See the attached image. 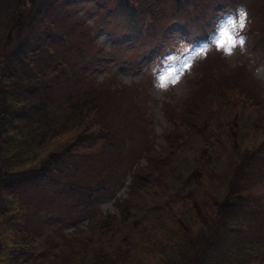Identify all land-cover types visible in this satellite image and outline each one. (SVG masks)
<instances>
[{"label": "trees", "instance_id": "trees-1", "mask_svg": "<svg viewBox=\"0 0 264 264\" xmlns=\"http://www.w3.org/2000/svg\"><path fill=\"white\" fill-rule=\"evenodd\" d=\"M93 1L100 9L104 3L113 11L122 9L140 46L171 41L161 21L166 11L163 6L157 8L161 0H147L143 7L134 0H0V27L7 28L0 45V75L6 62L14 64V57L33 45L28 51L31 58L25 56L26 71L15 65L22 76L11 68L9 79L0 80V189L15 185L30 194L28 183L37 185L41 178L42 186L51 180L64 188L65 197L74 190L71 193L91 210L99 199L114 197L118 214L96 208L93 213L87 211L83 221H75L73 230L64 232L58 227L63 214L51 217L50 206L42 205L46 195L31 193L27 204L15 207L10 215L0 208V264H61L64 258L69 260L65 264H264V197L255 191L264 183V143L242 144L251 129L264 126V97L252 86L229 83L232 76L224 71L225 60L222 64L211 60L215 52L207 41L217 12L242 4L249 16L258 5L247 0H165L169 16L181 21L179 28L187 40L198 34L204 39L209 62L199 78L196 72L203 63L194 67L192 76L203 85L191 91L183 105L164 103L171 120L164 142L155 147L145 141L148 161L129 168L132 163L124 156L131 151V140L127 142L126 126L112 120L122 89L87 72L88 64L110 51L89 38V58L80 55L77 69L71 63L59 71V65L62 70L66 66L74 37L82 45L77 50L85 52L86 32L76 8L58 14L59 19L51 18L49 28L44 26L54 17L55 3L68 7ZM251 16L258 22L246 31L259 33L264 45V0ZM172 43L176 46L180 41ZM211 79L215 92L223 97L218 107ZM23 80L27 100H12L9 88H17ZM235 90L240 100L246 97L248 102H239ZM60 103L61 114L49 117L47 106ZM54 109L51 112L61 110ZM227 110L238 114L240 121H235V113L229 119ZM8 121H12L10 127ZM19 137L23 139L16 143ZM64 138L62 146L52 148L54 141ZM5 143L9 151L3 149ZM93 144L101 153L91 162L85 159ZM6 154H22L17 161L22 168L6 165ZM126 167L127 172L133 171L132 179L126 196L121 197L116 193L125 184L124 173L120 175ZM196 223L200 227L193 231ZM112 234L121 236L123 246L106 248L111 247ZM156 251L164 255L155 256ZM144 253H151L155 260L142 257Z\"/></svg>", "mask_w": 264, "mask_h": 264}, {"label": "rangeland", "instance_id": "rangeland-1", "mask_svg": "<svg viewBox=\"0 0 264 264\" xmlns=\"http://www.w3.org/2000/svg\"><path fill=\"white\" fill-rule=\"evenodd\" d=\"M146 1L147 0H134V3L143 7ZM262 1L263 0H247V3L258 5V7L255 5L250 10L251 15L257 12ZM39 3L40 1H38L37 5ZM104 4L106 6L100 9L94 6V1L90 3L78 2L68 5V7L56 5L55 3L53 10L54 17H49L44 26L49 28V21L51 18L59 19L57 16L58 14L64 13L66 9H70V12H72V8L77 9L76 15L80 18L81 25L84 26L86 32V37L83 39L85 52L83 53L77 50V48L82 47V45L80 41H76L74 37L73 50L65 57L66 66L63 67L64 70H62L61 65H59V71H65L66 67L71 63L74 64L73 69H77L79 63L75 64V62H78V60L81 61L80 55L84 56L86 59L89 58V38L95 40L100 46L110 51V54L99 55L97 61L88 64L89 69L87 68V72L98 80L104 81V84H114L117 89H122L120 99L114 106L115 116L112 120H114L115 125L126 126L125 133L129 136L127 142L131 140V151L124 156V159L127 163H132V166H127L131 168L135 167L136 164L139 166L141 163L143 164L145 161H148V158L144 157L149 149L148 143L156 147L164 142V131L167 127L171 126V120L167 117L164 103L169 102L172 105H183L184 100L190 95L191 91H195V88L198 86L201 88L203 85L201 80L196 82V76L195 74L192 76V73L195 66L203 63V66L197 70L196 75L197 78H199L201 74L204 75L206 73V70H204V63L209 62V56L205 58L207 50L206 44L199 34L197 38L191 41L186 39L183 30L179 28V26L182 25L181 21L177 17L169 16L171 10H169V4H167L165 0H161L157 8L163 6L166 11L161 21H165L163 22V26L168 28L169 33L166 35L171 41H164L162 42L164 44H161V46L158 44L159 40L157 42L151 41L153 45H156L155 47L148 46V44L140 46V43L137 41L138 39H136L137 36L135 32L127 27V19L122 9L113 11L108 3ZM242 13L246 14L243 17V26H241L240 23ZM248 14L249 12L242 4L235 8H223L214 15L212 25L208 30L207 41L212 45L213 51L215 52V54L212 53L211 60L218 61L220 64L223 63L222 60H225L223 64L226 69L224 71L232 76V78L227 79L229 83L238 82L243 88L252 86L253 90L259 91V94L264 97V45H261L259 41V33L255 31L254 33L246 31L249 25H254L258 22L256 18H252V16H248ZM167 17L169 19H167ZM1 24L2 19H0V25ZM222 29H227L237 41L242 39L244 43H236L231 52L227 51L228 45L219 47L216 40L221 34ZM6 30V27H0V45L7 33ZM173 41H180V44L174 46V43H172ZM31 46L33 47V45ZM32 47H25L26 53L19 52V55L14 57V64L6 62L4 71L0 75V80L9 79L12 70H14L16 75L22 76V71L17 69V67L15 68V65L17 66L20 64V67H22L21 69L26 71L25 64L27 63V59L25 56L28 59L31 58L28 51ZM33 62L37 64V61L34 59ZM56 62L58 61L56 60ZM83 62L88 63L86 61ZM11 68L13 69L11 70ZM217 69L220 71L219 67H217ZM209 83L211 84L210 89L215 96L214 103H216L218 107L223 97L220 96V91H216L218 94L215 92L214 89L216 84L214 80L211 79ZM18 85L20 86L15 89L9 88L12 100H27L28 96L23 94V90L26 88L23 86L24 80ZM30 88H33L32 85H30ZM234 92V96L240 100V96L237 94L238 91L235 90ZM239 102H248V98L244 97V101L240 100ZM62 105L63 103H60V106L48 105L47 110H50L48 111V116H59L64 109ZM54 108H61V110L51 112V110H55ZM234 108L239 109L240 107L235 106ZM227 111V117L232 120V115L235 112L231 110ZM122 114L125 116H122ZM234 117L235 121H240L238 114L234 115ZM8 122L10 127L12 121ZM250 131L248 137L243 139V145L253 147V144L258 145L259 143H264V126L257 128V130L251 129ZM21 139L23 138L19 137L16 143ZM145 141L149 142L147 143ZM65 142L66 138H64L63 141H54L52 148H58ZM3 146V149L9 151L7 147L8 143H5ZM90 147V150L93 151L88 150L86 152L88 154L85 160L93 162L97 160V157H100L98 154L101 152L96 150L98 144H93ZM20 150L21 147H19L17 153H20ZM20 156H22V154L18 157L16 154H6L3 161L7 162L5 164L8 166L12 165L15 168L18 166L20 169L22 165L17 164ZM183 156H186V152ZM27 157L28 156L25 158ZM127 167L121 171L120 177L124 173V179L126 181L124 185L119 187L116 193L117 196H126L128 190L127 183L132 179L133 171L127 172ZM84 170L87 172L92 171L91 168H84ZM37 181V185L32 183L26 185L29 186L30 194L24 193L23 188L20 187L17 188V190L15 185H8L0 189V208L7 209L8 215H10L13 213L15 207L25 206L27 204L26 199L32 194H34V197L46 195L42 205L50 206L47 213L51 217H57L63 214V218L60 219L58 227L64 230V232L73 230V223L75 221H83L87 211L93 213L96 208H99L102 212L118 214L119 207L115 205L114 197L110 199H99V202L94 205L95 209L91 210L88 209V205L85 204L86 202L84 200L79 201L78 197L76 198L75 195L71 193L75 192L74 190H71L65 197V190L62 186H57L51 180L40 186L39 183H41V178H38ZM255 191L259 193L261 197H264V183L259 184ZM22 197L25 200H22ZM136 206H138L137 203ZM187 208L190 207H186V209ZM41 214H43L41 218L45 219L47 217L43 212H41ZM0 225H2L1 222ZM199 227L200 224L196 223L193 226V231L198 230ZM42 232V237H44L45 229ZM107 233L111 234V232ZM112 235V240L108 243L111 247L106 246V248L113 250L118 245L123 246L121 236L118 234ZM53 237L57 238L58 236ZM247 240L248 238L244 239L242 242H246ZM251 240L249 235V242ZM156 254L160 257L164 255V251L161 253L156 251L155 256ZM141 256H147L150 261L155 260V257H152L151 253H144ZM65 263H69L67 258H64L61 262V264Z\"/></svg>", "mask_w": 264, "mask_h": 264}, {"label": "snow or ice", "instance_id": "snow-or-ice-1", "mask_svg": "<svg viewBox=\"0 0 264 264\" xmlns=\"http://www.w3.org/2000/svg\"><path fill=\"white\" fill-rule=\"evenodd\" d=\"M246 14H241V26H243V17ZM216 43L219 47H225L226 45H228L227 47V51L231 52L232 48L236 45V43L239 44H243L244 41L242 39H240L239 41H237L228 31L227 29H222L221 30V34L219 35V37L216 40Z\"/></svg>", "mask_w": 264, "mask_h": 264}]
</instances>
